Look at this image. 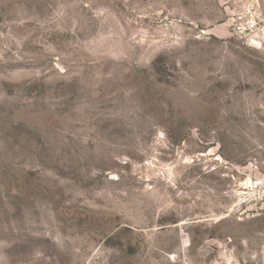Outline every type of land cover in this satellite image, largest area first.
I'll use <instances>...</instances> for the list:
<instances>
[{
	"label": "rangeland",
	"instance_id": "374dc122",
	"mask_svg": "<svg viewBox=\"0 0 264 264\" xmlns=\"http://www.w3.org/2000/svg\"><path fill=\"white\" fill-rule=\"evenodd\" d=\"M0 264H264V0H0Z\"/></svg>",
	"mask_w": 264,
	"mask_h": 264
}]
</instances>
